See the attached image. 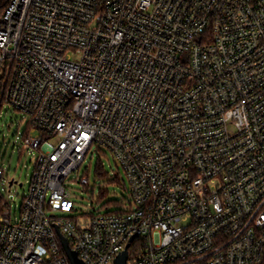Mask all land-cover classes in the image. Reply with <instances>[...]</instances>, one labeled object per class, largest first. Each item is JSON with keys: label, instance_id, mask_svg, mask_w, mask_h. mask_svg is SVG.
<instances>
[{"label": "built area", "instance_id": "1", "mask_svg": "<svg viewBox=\"0 0 264 264\" xmlns=\"http://www.w3.org/2000/svg\"><path fill=\"white\" fill-rule=\"evenodd\" d=\"M5 106L36 161L18 209L0 193V264H71L59 232L85 264L263 261L264 0H0ZM92 149L130 199L64 216Z\"/></svg>", "mask_w": 264, "mask_h": 264}, {"label": "rangeland", "instance_id": "2", "mask_svg": "<svg viewBox=\"0 0 264 264\" xmlns=\"http://www.w3.org/2000/svg\"><path fill=\"white\" fill-rule=\"evenodd\" d=\"M27 120L21 112L5 106L0 113V166L7 171L8 179L0 180V193L4 201L9 202L13 209L22 204V198L29 192L31 179L34 173L36 154L34 152L21 151L22 135L26 131ZM99 156L92 149L78 172L72 173L66 182L69 201L74 205V211L65 212L64 216L79 214H98L122 209L118 206L123 201L130 199V185L111 154L104 150ZM99 161L102 163L105 173L111 178H102L97 173ZM115 176H119L121 183L111 182ZM81 177L87 178L88 186L79 182ZM14 179L19 185H13L9 192L8 180ZM106 190L107 194L102 199L100 191ZM115 202L119 204H114ZM62 215V214H58Z\"/></svg>", "mask_w": 264, "mask_h": 264}, {"label": "water", "instance_id": "3", "mask_svg": "<svg viewBox=\"0 0 264 264\" xmlns=\"http://www.w3.org/2000/svg\"><path fill=\"white\" fill-rule=\"evenodd\" d=\"M13 184H17L16 181H11L10 182V186H12ZM20 186H22V184H20ZM59 237L61 239V243L62 246L66 252V255L70 261L71 264H85L82 260L79 259V257L77 256L76 252H74L73 250H71L70 245L67 241V239L65 237H63L60 232H59ZM128 248L129 246H127V248L120 253L115 261L114 264H127L128 261Z\"/></svg>", "mask_w": 264, "mask_h": 264}, {"label": "trees", "instance_id": "4", "mask_svg": "<svg viewBox=\"0 0 264 264\" xmlns=\"http://www.w3.org/2000/svg\"><path fill=\"white\" fill-rule=\"evenodd\" d=\"M97 173H98V175L99 176H101L102 178H106V177H110V174H108V173H105V169H104V167H103V165H102V163L99 161V164H98V166H97ZM111 182H114V183H117V184H120L121 183V179H120V177L119 176H115L113 179H111ZM106 194H107V191L104 189H102L101 191H100V198L102 199L103 197H105L106 196ZM114 204H119V203H117V202H115ZM92 215H94V214H88V215H86V216H92ZM85 216V215H84ZM260 264H264V258H263V261L260 263Z\"/></svg>", "mask_w": 264, "mask_h": 264}]
</instances>
